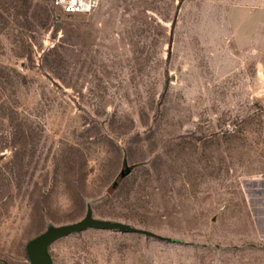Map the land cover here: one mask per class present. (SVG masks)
I'll return each instance as SVG.
<instances>
[{
  "label": "rangeland",
  "instance_id": "1",
  "mask_svg": "<svg viewBox=\"0 0 264 264\" xmlns=\"http://www.w3.org/2000/svg\"><path fill=\"white\" fill-rule=\"evenodd\" d=\"M264 264V0H0V264Z\"/></svg>",
  "mask_w": 264,
  "mask_h": 264
},
{
  "label": "water",
  "instance_id": "2",
  "mask_svg": "<svg viewBox=\"0 0 264 264\" xmlns=\"http://www.w3.org/2000/svg\"><path fill=\"white\" fill-rule=\"evenodd\" d=\"M88 228L137 232L136 229L121 222L96 219L92 211L89 210L81 221L61 227L50 226L45 233L32 240L27 246V254L31 264H52L48 254V247L62 237L81 232Z\"/></svg>",
  "mask_w": 264,
  "mask_h": 264
},
{
  "label": "built area",
  "instance_id": "3",
  "mask_svg": "<svg viewBox=\"0 0 264 264\" xmlns=\"http://www.w3.org/2000/svg\"><path fill=\"white\" fill-rule=\"evenodd\" d=\"M55 7L62 14H90L100 5L101 0H53Z\"/></svg>",
  "mask_w": 264,
  "mask_h": 264
}]
</instances>
